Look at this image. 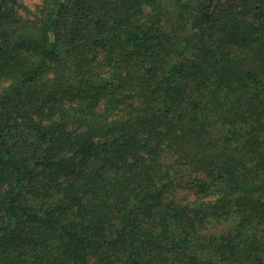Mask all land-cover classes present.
Wrapping results in <instances>:
<instances>
[{
    "label": "trees",
    "instance_id": "obj_1",
    "mask_svg": "<svg viewBox=\"0 0 264 264\" xmlns=\"http://www.w3.org/2000/svg\"><path fill=\"white\" fill-rule=\"evenodd\" d=\"M22 10L0 0V264H264V0Z\"/></svg>",
    "mask_w": 264,
    "mask_h": 264
},
{
    "label": "rangeland",
    "instance_id": "obj_2",
    "mask_svg": "<svg viewBox=\"0 0 264 264\" xmlns=\"http://www.w3.org/2000/svg\"><path fill=\"white\" fill-rule=\"evenodd\" d=\"M21 5H23L26 10H22V14L30 19H33L38 16L39 10L42 6V0H18ZM187 191H181L179 195L188 197ZM220 230V227H219Z\"/></svg>",
    "mask_w": 264,
    "mask_h": 264
}]
</instances>
